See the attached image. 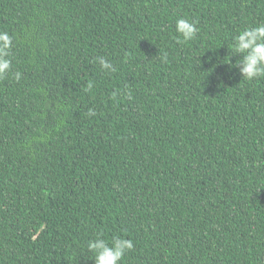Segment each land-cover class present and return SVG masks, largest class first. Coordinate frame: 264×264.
Masks as SVG:
<instances>
[{
  "label": "trees",
  "instance_id": "obj_1",
  "mask_svg": "<svg viewBox=\"0 0 264 264\" xmlns=\"http://www.w3.org/2000/svg\"><path fill=\"white\" fill-rule=\"evenodd\" d=\"M262 24L264 0H0V264L117 236L121 264H264V75L232 48Z\"/></svg>",
  "mask_w": 264,
  "mask_h": 264
},
{
  "label": "clouds",
  "instance_id": "obj_2",
  "mask_svg": "<svg viewBox=\"0 0 264 264\" xmlns=\"http://www.w3.org/2000/svg\"><path fill=\"white\" fill-rule=\"evenodd\" d=\"M175 31L183 41H189L196 36L198 28L196 23L178 18L175 21ZM10 44L11 38L6 33H0V76L10 67V61L6 59V49ZM232 48L238 53H246L243 57V67L240 69L242 75L249 79L264 75V24L240 30ZM101 65L104 68L110 67L104 60H101ZM87 247L93 252L94 264H121L125 251L132 249L133 242L123 236H117L112 239L111 246L105 240L97 239L90 241Z\"/></svg>",
  "mask_w": 264,
  "mask_h": 264
}]
</instances>
